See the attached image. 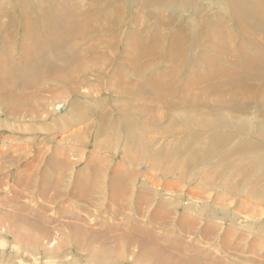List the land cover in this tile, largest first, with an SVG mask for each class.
Returning a JSON list of instances; mask_svg holds the SVG:
<instances>
[{"label": "rangeland", "instance_id": "obj_1", "mask_svg": "<svg viewBox=\"0 0 264 264\" xmlns=\"http://www.w3.org/2000/svg\"><path fill=\"white\" fill-rule=\"evenodd\" d=\"M263 48L264 0H0V264H264Z\"/></svg>", "mask_w": 264, "mask_h": 264}, {"label": "bare ground", "instance_id": "obj_2", "mask_svg": "<svg viewBox=\"0 0 264 264\" xmlns=\"http://www.w3.org/2000/svg\"><path fill=\"white\" fill-rule=\"evenodd\" d=\"M264 49V48H263ZM29 68V67H28ZM92 238V237H91ZM161 253V250L160 249H158L157 251H155L153 254H151V255H144L143 256V258L144 259H146V260H148V261H156V262H158V261H161L160 263H163L164 264V260H161V258L159 257V256H161L162 254H158V253ZM158 257H159V259H158ZM165 263H167V262H165ZM169 263V262H168ZM158 264V263H157ZM172 264H176V263H172ZM181 264H184V263H181ZM195 264H198V263H196L195 262Z\"/></svg>", "mask_w": 264, "mask_h": 264}]
</instances>
